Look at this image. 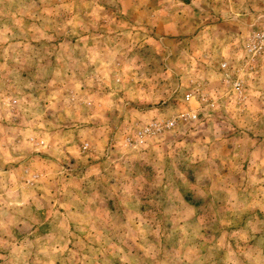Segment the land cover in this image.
Segmentation results:
<instances>
[{
	"label": "rangeland",
	"instance_id": "374dc122",
	"mask_svg": "<svg viewBox=\"0 0 264 264\" xmlns=\"http://www.w3.org/2000/svg\"><path fill=\"white\" fill-rule=\"evenodd\" d=\"M263 74L264 0H0V264H264Z\"/></svg>",
	"mask_w": 264,
	"mask_h": 264
},
{
	"label": "built area",
	"instance_id": "2783aa9c",
	"mask_svg": "<svg viewBox=\"0 0 264 264\" xmlns=\"http://www.w3.org/2000/svg\"><path fill=\"white\" fill-rule=\"evenodd\" d=\"M222 66L224 67L225 64H222ZM233 88H234V90L236 91L237 94H238V91H239V93H241V91H242V89L240 87V84H238V82H234L233 83ZM190 97H191V93H187L185 95V100H189ZM188 116L190 118H196V114H193V113H188ZM173 122L174 121H170L167 125L170 126V125L173 124ZM154 129H156L157 131H159L161 129V126H159L157 123L146 125L143 128V130L141 131V134L144 135V134L150 133Z\"/></svg>",
	"mask_w": 264,
	"mask_h": 264
},
{
	"label": "crops",
	"instance_id": "0c3cea01",
	"mask_svg": "<svg viewBox=\"0 0 264 264\" xmlns=\"http://www.w3.org/2000/svg\"><path fill=\"white\" fill-rule=\"evenodd\" d=\"M264 74L261 76V79L259 80V82H263L264 83ZM212 110H215V109H212Z\"/></svg>",
	"mask_w": 264,
	"mask_h": 264
}]
</instances>
